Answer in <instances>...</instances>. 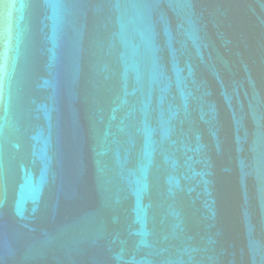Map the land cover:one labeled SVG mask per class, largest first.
Here are the masks:
<instances>
[{"label":"water","instance_id":"obj_1","mask_svg":"<svg viewBox=\"0 0 264 264\" xmlns=\"http://www.w3.org/2000/svg\"><path fill=\"white\" fill-rule=\"evenodd\" d=\"M0 264H264V0H0Z\"/></svg>","mask_w":264,"mask_h":264}]
</instances>
